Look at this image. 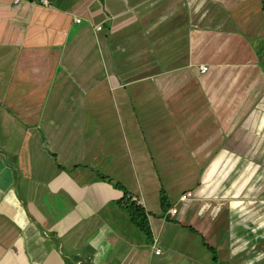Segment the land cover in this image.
Here are the masks:
<instances>
[{"label": "crops", "instance_id": "1", "mask_svg": "<svg viewBox=\"0 0 264 264\" xmlns=\"http://www.w3.org/2000/svg\"><path fill=\"white\" fill-rule=\"evenodd\" d=\"M262 187L264 0H0V264H252Z\"/></svg>", "mask_w": 264, "mask_h": 264}, {"label": "trees", "instance_id": "2", "mask_svg": "<svg viewBox=\"0 0 264 264\" xmlns=\"http://www.w3.org/2000/svg\"><path fill=\"white\" fill-rule=\"evenodd\" d=\"M116 187L122 189L125 193L124 198L122 199L121 203L124 204V206L128 210L130 219L137 226H139L145 233L149 234V223L145 215L144 208L142 206H139L135 202H132L129 199V194L127 193L128 191L121 184H116ZM163 203L165 204V208L167 209L169 204L165 200H163ZM214 259H216L215 255H214Z\"/></svg>", "mask_w": 264, "mask_h": 264}, {"label": "built area", "instance_id": "3", "mask_svg": "<svg viewBox=\"0 0 264 264\" xmlns=\"http://www.w3.org/2000/svg\"><path fill=\"white\" fill-rule=\"evenodd\" d=\"M25 1H28V2H32V3H37L38 5H40L41 7L43 8H50L52 6V0H13V2L15 4H19V3H22V2H25ZM75 22L77 23H80V19H75ZM98 29H101V27H98ZM199 71L200 73H205L207 71V67L205 65H201L199 67ZM192 196V193L188 192L187 194H184L180 197V200L184 201L186 200L188 197H191ZM171 214H175L176 213V209H171ZM160 253V250H156V254H159Z\"/></svg>", "mask_w": 264, "mask_h": 264}, {"label": "rangeland", "instance_id": "4", "mask_svg": "<svg viewBox=\"0 0 264 264\" xmlns=\"http://www.w3.org/2000/svg\"><path fill=\"white\" fill-rule=\"evenodd\" d=\"M259 192L260 193H258V194H262L264 196V187H262V191L259 190ZM187 193H184V194H187ZM187 199H190V198L188 197ZM247 257L249 258V256H247ZM252 264H264V258L262 260H259V261H256L253 259Z\"/></svg>", "mask_w": 264, "mask_h": 264}]
</instances>
